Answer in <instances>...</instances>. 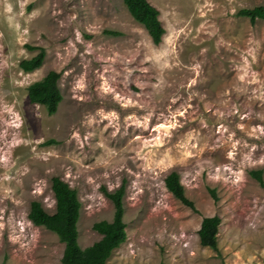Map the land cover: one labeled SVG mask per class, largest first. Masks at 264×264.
<instances>
[{
  "label": "rangeland",
  "instance_id": "1",
  "mask_svg": "<svg viewBox=\"0 0 264 264\" xmlns=\"http://www.w3.org/2000/svg\"><path fill=\"white\" fill-rule=\"evenodd\" d=\"M154 44L123 0H0V264H62L64 243L27 217L52 213L51 178L81 202L78 243L111 221L122 183L126 240L105 264H264V0H148ZM113 32H116L113 34ZM43 49L42 65L19 62ZM60 74L49 114L27 87ZM179 174L196 211L165 188ZM215 191L214 199L209 191ZM217 215V248L202 246Z\"/></svg>",
  "mask_w": 264,
  "mask_h": 264
},
{
  "label": "trees",
  "instance_id": "2",
  "mask_svg": "<svg viewBox=\"0 0 264 264\" xmlns=\"http://www.w3.org/2000/svg\"><path fill=\"white\" fill-rule=\"evenodd\" d=\"M131 16L146 29L154 44H159L165 29L159 19V10L148 0H123ZM237 15L247 17L251 23L264 20V4L253 7L240 8ZM116 32H113L115 34ZM45 51L19 62L20 68L31 72L39 68L44 60ZM60 74L55 70L48 71L41 79L30 83L27 94L30 102L43 105L49 114L56 112L62 100V94L57 85ZM252 176L264 185L261 170L251 172ZM165 188L183 205L196 211L193 202L185 194V188L180 182L176 171L170 172L164 178ZM51 190L55 199V210L47 212L42 204L34 200L30 203L27 214L28 219L37 226L54 232L60 242L64 243L61 256L62 264H105L112 251L119 247L127 238L126 223L124 222L123 196L124 183L117 189L103 194L113 204L114 213L111 221L101 220L93 224V229L101 234V238L91 245L82 248L78 243L77 224L80 216L81 202L74 188L58 176L51 178ZM212 197L216 199L215 191L209 189ZM217 215L203 217L197 231L202 246L217 248V232L220 224Z\"/></svg>",
  "mask_w": 264,
  "mask_h": 264
}]
</instances>
